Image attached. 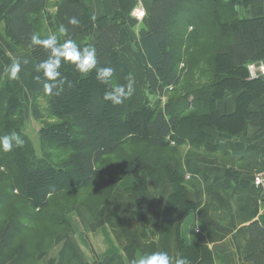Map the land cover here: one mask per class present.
Instances as JSON below:
<instances>
[{"label":"trees","instance_id":"1","mask_svg":"<svg viewBox=\"0 0 264 264\" xmlns=\"http://www.w3.org/2000/svg\"><path fill=\"white\" fill-rule=\"evenodd\" d=\"M259 2L152 0L135 43L141 61L138 62L120 49L127 17L119 0H110L112 18L98 20L82 0H19L4 21L5 34L12 50L24 51L33 62L26 83L34 98V115L45 124L39 133L42 157H38L31 141L12 123L22 107L21 80L10 79L7 72L0 85V136L17 132L25 143L11 152L0 150V169H3L0 172V186L3 185L0 187V264L14 260L19 264H37L45 244L48 248L57 238L55 229L59 230L58 234L64 231L68 235L72 224L59 216V202L54 210L51 208L52 200L92 186L100 174L98 166L105 158L117 154L121 157L120 169L126 171L124 176L132 175L136 182L130 190L132 195L145 192L148 184L157 190L163 182L170 183L172 194L166 204L160 248L170 256L171 235L176 227L174 213L183 201L186 188L191 185L196 189V184L186 180L183 159L181 164L167 165L169 158L164 153L176 152L184 145L192 152L201 149L209 140L208 131L223 133L235 126L236 135L245 134L246 121L264 131V104L258 111H251L254 102L264 97V80L250 79L248 71L249 64L264 62V17L248 18L241 13ZM50 10H54L57 26L49 28L45 20ZM180 11L187 15L191 31L174 28ZM72 17L79 21L78 25L69 23ZM61 26L67 29L66 33H59ZM33 32L41 38L55 33L59 42L72 39L80 46H90L89 39L97 35L94 46L97 68L114 69L111 83H100L95 69L83 74L74 65L62 63L60 72L64 82L53 89L54 95L46 94L44 83L50 81L37 71V65L48 59L49 50L31 45ZM130 76L135 79V92L117 105L122 112L116 117L104 94L112 86L126 85ZM164 97L167 102L162 106ZM228 97L236 99V111L231 115L221 113L218 108ZM153 98L158 99L159 105L154 106ZM41 100L47 103L45 118ZM114 116L115 120L111 121ZM133 117L136 124L130 122ZM47 119L51 121L47 123ZM137 144L146 147L123 155L129 153L126 146ZM141 163L145 166L138 167ZM104 174L108 184L110 169L106 168ZM120 181L112 185L109 196L95 212L90 205H82L95 221L110 224L118 217V206L108 216H102L101 209L113 199ZM102 190L103 194L108 193L106 187ZM195 195L199 199L197 191ZM17 202L28 205L36 213L23 215L25 208L13 204ZM186 208L199 209L200 204L197 200L195 204H186ZM134 220L143 226L145 237L149 221L138 211L134 212ZM35 225L41 227L32 229ZM247 231L246 261L264 264V218L251 223ZM32 233L35 239L29 238ZM20 238L22 242L18 243ZM67 238L57 259L49 264H74L78 260L76 248ZM196 241L188 249L192 261L205 255L203 250L207 256L211 255L206 239L201 237ZM181 246L184 248L182 243ZM137 252L138 245L129 239L125 248L129 264ZM104 264H119V259L106 258Z\"/></svg>","mask_w":264,"mask_h":264},{"label":"crops","instance_id":"2","mask_svg":"<svg viewBox=\"0 0 264 264\" xmlns=\"http://www.w3.org/2000/svg\"><path fill=\"white\" fill-rule=\"evenodd\" d=\"M84 1L95 20L112 18L110 0ZM151 1L119 0V3L124 14L125 7L129 10L130 6L137 4H144L143 9L147 13ZM18 2L19 0H0V24L4 23ZM244 16L264 17V0L250 7ZM29 60L33 65L32 60ZM2 64L5 66V63ZM32 65L29 68L31 71ZM263 104L264 97L254 102L251 111H258ZM218 108L223 114H233L236 111L235 97L221 101ZM246 126V133L238 135L235 126L231 130L226 128L223 133L208 131V142L193 152L187 146L183 156L184 171L186 180L196 184V189L188 184L183 201L174 213L176 227L171 235V257L187 258L191 264H208L210 258L209 264H252L246 261L249 253L247 228L251 223L264 218V196L256 192L253 186V176L264 170V131L250 121H246ZM135 186L133 176L127 175L117 184L113 199L101 209L102 216H108L119 207V215L113 223L101 220L97 222L82 209L73 211L69 218L72 231L68 235H62L56 242L57 250L60 249V244L62 248L69 237L78 253V260L74 264H104L106 258L115 256L119 259V264H129L125 255L129 239L138 245L136 258L160 251L164 236V213L172 187L169 182H163L155 190L148 184L145 192L132 195L130 190ZM196 191L199 199L196 198ZM197 200L199 209L186 208V204H195ZM136 211L150 223L145 237L143 226L134 220ZM79 227L81 230H78ZM201 237L206 239L211 255L207 256L203 250L205 255L192 261L188 249L195 246L196 239ZM49 263L50 259L46 254L37 261V264ZM10 264L19 263L14 260Z\"/></svg>","mask_w":264,"mask_h":264},{"label":"rangeland","instance_id":"3","mask_svg":"<svg viewBox=\"0 0 264 264\" xmlns=\"http://www.w3.org/2000/svg\"><path fill=\"white\" fill-rule=\"evenodd\" d=\"M225 1H229V0H225ZM83 5L85 7H87L85 5V1H82ZM139 8H143L145 7L144 4H137L135 6H130L131 8L129 10H127V8L125 7V15L127 17L126 19V24L122 29V33H121V38H120V49L123 52H127L128 54H130L134 59H136L138 62L140 61L139 55H138V51L136 49L135 43L136 41L139 39V31L142 27V22H138L137 19H135V17L133 16L134 13V8L136 7ZM111 7V4H110ZM88 8V7H87ZM134 9V10H132ZM90 10V9H89ZM112 10V7H111ZM91 11V10H90ZM241 13H243L244 15L246 14L245 11H241ZM54 10H50L48 11L47 15V19L45 20L47 26L50 28V26H57V23L55 22V18H54ZM92 14V12H91ZM93 15V14H92ZM94 17V16H93ZM245 17V16H244ZM94 19H96L94 17ZM100 19V18H99ZM98 20V19H97ZM174 28L179 31V30H184V29H188L189 31H191V28H189V22L187 21V15L180 11L177 19H176V23ZM96 38L97 35H94L93 37H91L89 39V44L90 46H95L96 44ZM19 59L21 61V71L19 73V75L21 76L20 80H21V91L20 94L22 96V100L20 101L22 104L21 110L18 114L17 117L12 119V123L14 125H16L17 129L20 128V131L28 138V140L31 141V143L34 146V150L36 152V155L38 157H42V147L40 146V142H39V133L42 130V127L44 126L45 123H43V121L37 120L35 115H34V98L33 96H31L30 91L28 89L27 86V79H28V75L31 72L30 66L32 65L31 61L29 60V57H27L26 53H24V51L22 50H18V52H14L10 46V42L8 40V38L6 37L5 34V26L4 23L2 22L0 24V65L2 63H5V66L2 64V68H3V76H1L0 74V85L4 79L5 74L8 72V69L6 70V67L9 68V66L11 65V63L14 60ZM24 60H27L28 62L25 64L23 63ZM33 66V65H32ZM5 67V69H4ZM1 70V69H0ZM18 75V77H20ZM26 75V76H24ZM104 88V87H103ZM104 90H106L104 88ZM154 101V106L159 105L158 99L153 98ZM160 102V101H159ZM167 102V99L165 100V98L161 99V103L162 106L165 105ZM79 104V103H78ZM40 108H41V112L43 114V117L45 118V114L47 115V103L45 100H41L40 101ZM110 111L116 115H118V113L122 112V108H120L117 105H113L112 103H110ZM115 120V116L113 117V119L111 118V121ZM51 120L47 119V123H49ZM53 122H55L54 120H52ZM131 124H136L137 123V119L136 118H131L130 119ZM146 147V145L144 144H137V145H128L125 148L128 149L129 153H124V156H128L131 155L135 152V150L138 148V151H142L144 148ZM187 146H181L178 148V150L176 152H169L166 151L164 154L166 155V157L169 158L167 165L171 164V166H173V162H179L181 164L183 156H184V152L186 151ZM6 153V152H4ZM121 157L120 155H115V156H109L107 158H105L103 160V162L98 166V170L100 172V174L97 176V178L94 181V184L92 186H90L89 188H85L83 190L80 191H71L65 194H62L60 197L55 198L52 200V204H51V208L54 210L55 209V205L57 202H59V207L57 208V211L59 212V216H61L62 218H67L69 220L70 218V214L78 209H82L85 211V207L83 206H91V209L95 212L98 208V206L102 203V201H104L108 196L109 193L111 192L112 185L114 186V184L116 183V181L118 180H123V178L125 177V170L124 169H120L121 168V161H120ZM143 164V165H142ZM145 166L144 163H141L138 167L140 166ZM141 166V167H142ZM106 168L110 169V177H109V182L108 184H106V176H104V171ZM3 169H0V172H2ZM106 184V185H104ZM3 186V185H2ZM0 186V187H2ZM103 187H106L108 191V193L103 194L104 190H102ZM15 205H18L20 207H24L25 210H22L23 215H31L33 213H36L35 210H33L31 207H29L26 204H19L17 203H13ZM83 205V206H82ZM20 211V208L17 210ZM33 222V221H32ZM35 223V222H33ZM76 222H74L75 224ZM81 223L84 224V222L81 220ZM42 225V224H41ZM41 225H35L32 227V229L34 228H40ZM78 230H81V227L78 228ZM58 229L54 230V234H57V238L55 240H52V243L48 244V248H46V244L44 246V252H41L42 254L40 255V257L42 255L49 256L50 262L51 261H55L58 257V254L61 250V244H60V249L58 248L57 250V246H56V242L61 238L60 234H64V231L59 232L58 234ZM65 235V234H64ZM29 238L31 239H35L36 235L34 233H32ZM63 240V239H61ZM22 242L21 238L19 240L18 243ZM56 248L57 251H54V249Z\"/></svg>","mask_w":264,"mask_h":264},{"label":"clouds","instance_id":"4","mask_svg":"<svg viewBox=\"0 0 264 264\" xmlns=\"http://www.w3.org/2000/svg\"><path fill=\"white\" fill-rule=\"evenodd\" d=\"M72 25H78L79 21L72 17L69 19ZM59 33H66L67 29L64 26L59 28ZM30 43L33 46H42L49 50L48 59L39 62L37 71L42 72L46 81L44 83V91L46 94L54 95L53 89L57 88L58 83H63L61 79L60 68L62 63H70L75 69L83 74H88L94 69L96 70V79L102 83L109 85L114 75V69L111 67L97 68L98 57L93 46H80L72 39H65L62 43L59 42L58 36L53 33L47 38L33 32L30 36ZM24 60L23 63H27ZM21 71V61L14 60L8 68L10 79H17ZM39 79V77H37ZM135 79L129 77L126 85L112 86L110 91L104 94V100L110 101L113 105H120L125 100L131 98L135 92ZM25 141L21 134L12 132L9 135L0 136V150L3 152H11L14 147H22ZM130 264H191L187 258L169 256L167 252H153L151 254H143L138 258L133 259Z\"/></svg>","mask_w":264,"mask_h":264},{"label":"built area","instance_id":"5","mask_svg":"<svg viewBox=\"0 0 264 264\" xmlns=\"http://www.w3.org/2000/svg\"><path fill=\"white\" fill-rule=\"evenodd\" d=\"M134 16L142 20L144 17V11L138 10ZM248 71L252 79L264 78V62L252 63L248 65ZM253 184L257 192L264 196V170L257 172L253 178Z\"/></svg>","mask_w":264,"mask_h":264}]
</instances>
